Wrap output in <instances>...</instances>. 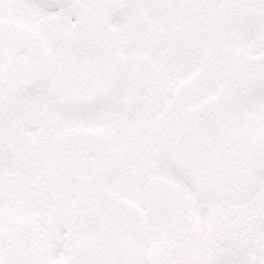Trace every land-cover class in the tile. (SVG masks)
Instances as JSON below:
<instances>
[{
  "label": "snow or ice",
  "instance_id": "snow-or-ice-1",
  "mask_svg": "<svg viewBox=\"0 0 264 264\" xmlns=\"http://www.w3.org/2000/svg\"><path fill=\"white\" fill-rule=\"evenodd\" d=\"M0 264H264V0H0Z\"/></svg>",
  "mask_w": 264,
  "mask_h": 264
}]
</instances>
